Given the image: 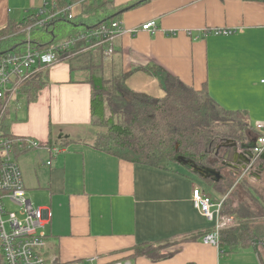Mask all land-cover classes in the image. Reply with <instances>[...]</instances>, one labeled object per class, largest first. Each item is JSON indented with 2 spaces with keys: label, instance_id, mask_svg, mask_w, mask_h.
<instances>
[{
  "label": "crops",
  "instance_id": "obj_1",
  "mask_svg": "<svg viewBox=\"0 0 264 264\" xmlns=\"http://www.w3.org/2000/svg\"><path fill=\"white\" fill-rule=\"evenodd\" d=\"M98 1L107 2L112 14L117 13L111 18L126 29L138 30L116 41L112 57L129 73V90L162 99L167 76L193 90L206 88L223 108L244 113L258 135L255 124L264 123V0ZM47 2L0 0V30L35 15ZM71 11L81 16L82 4ZM152 21L159 31L141 29ZM97 53L92 49L46 67L45 84L28 103L25 123L9 127L11 135L40 145L18 153L16 160L31 192L28 198L44 209L48 253L61 263L264 264L261 241L231 254L227 247L203 243L214 225L194 208L192 194L201 188L212 201H223L228 193L219 183L176 163L161 168L133 164L71 142L75 132L92 122L90 70L82 59ZM112 58L103 60L108 64ZM51 124L58 126L61 141L49 134ZM55 147L61 149L59 155ZM226 202L238 206L237 200ZM254 220L264 218L247 222ZM139 246L146 255H136Z\"/></svg>",
  "mask_w": 264,
  "mask_h": 264
},
{
  "label": "trees",
  "instance_id": "obj_2",
  "mask_svg": "<svg viewBox=\"0 0 264 264\" xmlns=\"http://www.w3.org/2000/svg\"><path fill=\"white\" fill-rule=\"evenodd\" d=\"M76 3L82 4V14L69 20L68 15ZM99 3L98 0H52L51 4H55L59 10L67 11L63 18H58L50 24L48 30L33 33L31 43L40 48L63 44L86 29L96 28L108 20H115L111 16H116L117 13L109 12L108 3ZM25 20L26 18L20 23L9 24L0 30V52H9L17 45L26 44L27 35L22 30ZM78 47L69 48L62 53L59 56L60 60L71 57L72 61L81 57L74 56ZM104 51V47H100L96 56L91 54L82 59L87 61L90 70L88 82L93 93L92 122L74 133L75 139L71 140L72 143L81 142L133 164L161 168L176 163L177 157L184 156L196 162H206L205 165L214 168L219 164L218 159H223L224 156L221 152L217 155L219 146L227 141L247 143L257 137L250 125L245 122L244 113L239 111L235 113L223 108L211 97L206 88L201 91L193 90L179 79L167 76L164 85L166 96L162 99L129 90L126 86L129 73H124L120 62L113 58V61L106 64L103 60ZM110 69L113 73L108 74ZM46 75L47 72L39 73L23 88V97L28 102L37 99L45 84ZM8 119L9 116L2 126V130L6 132L10 127ZM210 160H214L213 165L209 163ZM242 176L238 178L225 176L216 186H222L226 195L232 189L235 180H238L237 185L241 186L252 202L259 205L262 214L253 213L252 209L250 211L244 209L243 205L239 209L234 208L230 202L225 201L222 215L233 217L237 221L235 227L221 233L220 248L227 247L228 254L238 249L246 250L258 241L264 243V238L260 240L257 233L252 234L250 224L253 222H247L264 218V160L259 158L252 172ZM226 182L227 185L224 186ZM242 216L248 220L245 222V219H241ZM136 255H146V251L139 246Z\"/></svg>",
  "mask_w": 264,
  "mask_h": 264
},
{
  "label": "built area",
  "instance_id": "obj_3",
  "mask_svg": "<svg viewBox=\"0 0 264 264\" xmlns=\"http://www.w3.org/2000/svg\"><path fill=\"white\" fill-rule=\"evenodd\" d=\"M67 10H59L50 0L35 15H28L22 25L27 35L26 44L16 46L9 52H0V255L2 264H88L73 261L61 263L55 255L48 253L47 234L44 231L46 219L44 209L35 206L27 197L23 182V174L16 156L26 150L37 149L40 145L31 139H16L15 136L2 130L3 123L11 112V106L18 104L23 97L22 90L32 78L60 60L59 56L69 48L79 46V55L92 49L104 47L103 57L108 61L115 54L116 41L124 34L135 36L138 30H128L118 20H108L96 28L86 29L79 35L63 44L40 48L33 45V33L48 30L50 24L63 17ZM75 15L70 11L69 20ZM141 29L154 34L158 29L155 21L144 24ZM230 35L231 32H216ZM264 83V80L263 82ZM258 132L255 147L252 149L251 166L264 154V123H256ZM59 147L53 152L59 153ZM50 165V163H49ZM201 188L192 194V203L196 210L214 225L212 232L203 237V243L215 247L220 246L221 233L234 227L236 220L222 215L223 201H212ZM19 209V213L12 211ZM110 264H130L116 262Z\"/></svg>",
  "mask_w": 264,
  "mask_h": 264
},
{
  "label": "water",
  "instance_id": "obj_4",
  "mask_svg": "<svg viewBox=\"0 0 264 264\" xmlns=\"http://www.w3.org/2000/svg\"><path fill=\"white\" fill-rule=\"evenodd\" d=\"M255 142L256 139L251 143L247 142L245 144L236 143V141H227L217 148V155L223 152L224 164H227L228 167L238 173H248L249 167L252 164V149L255 147ZM261 159L264 160V154L261 156ZM175 162L179 166L188 168L193 174L199 176L203 180H212L215 183L223 181L224 177L222 172L217 168L201 166L195 160L187 159L184 156L177 157Z\"/></svg>",
  "mask_w": 264,
  "mask_h": 264
},
{
  "label": "rangeland",
  "instance_id": "obj_5",
  "mask_svg": "<svg viewBox=\"0 0 264 264\" xmlns=\"http://www.w3.org/2000/svg\"><path fill=\"white\" fill-rule=\"evenodd\" d=\"M99 4H101V3H99ZM87 5L90 6L89 4H87ZM111 11H112V9L109 12H111ZM101 14L103 15L102 12H101ZM102 17L105 18L106 16H102ZM74 65H76V64H74ZM18 101H19L18 104H15V105L13 104L11 106V112L9 114V119H8L10 127H13V125L16 126L17 124H20V123H25L24 121L28 117V114L27 113L29 111L28 109L30 108L29 105H28V103H30V102H28L27 99L24 98V97L18 98ZM39 122L43 126L46 125V124L44 125L43 122H41V121H39ZM57 127L58 126H56L55 124H51L49 126V134L52 135V138H53L54 141H61L60 138H58L57 135H56V129H57ZM169 165L172 166V167H177L173 163L172 164H169ZM179 167H182V166H179ZM237 182H238V180H235V187H234V189L232 188V190H230V192L228 193V195L225 196L223 199H225V201L231 200L232 202H234L235 200H237V202H238L237 203L238 204L237 208L238 209L241 207V205H243L244 206V209H247L249 211H250V209H252L251 211L253 213H255V214L256 213H259L261 215L262 212L260 211L259 205L257 203H255V202H252L249 199L250 197L248 195H246V193H244V190L241 188V186L236 185ZM232 191H234V192L232 193ZM29 193H31L30 190H29ZM29 193H27V194H29ZM27 197H30V195H27ZM211 197L214 198L213 195ZM220 198H221V196H220ZM32 203L35 205L34 202H32ZM12 211H14V212L16 211V213H19V209H17V208H13ZM257 222L258 221H256L255 223L250 224V227H251L250 229H251V231H253L252 234H256L257 233L259 235V237L261 238L260 240H262L264 238V227L262 226V223H264V220L260 222L261 224L260 223H257ZM253 225H255L254 228H252ZM1 263L2 262L0 261V264Z\"/></svg>",
  "mask_w": 264,
  "mask_h": 264
},
{
  "label": "flooded vegetation",
  "instance_id": "obj_6",
  "mask_svg": "<svg viewBox=\"0 0 264 264\" xmlns=\"http://www.w3.org/2000/svg\"><path fill=\"white\" fill-rule=\"evenodd\" d=\"M218 161H219L218 162L219 164H217L216 167H217V169H220L219 171L222 172L223 177L226 176L227 178H234V175H235L236 178H238L241 175H245V173H238V172L234 171L232 168L228 167L227 164H224V159H218ZM198 164H200L201 166H205L202 161L201 162H198ZM253 169H254V165L249 167L248 172H250V171L252 172ZM0 261L2 262L1 256H0Z\"/></svg>",
  "mask_w": 264,
  "mask_h": 264
},
{
  "label": "bare ground",
  "instance_id": "obj_7",
  "mask_svg": "<svg viewBox=\"0 0 264 264\" xmlns=\"http://www.w3.org/2000/svg\"><path fill=\"white\" fill-rule=\"evenodd\" d=\"M60 18H61V17H60ZM62 18H63V17H62ZM56 20H57V19H56ZM158 29H159V28H158ZM106 61H107V60H106ZM104 62H105V61H104ZM107 62H108V61H107ZM57 154H58V153H57ZM59 154H60V153H59ZM59 154H58V155H59ZM222 200H223V199H222ZM218 248H219V247H218Z\"/></svg>",
  "mask_w": 264,
  "mask_h": 264
},
{
  "label": "clouds",
  "instance_id": "obj_8",
  "mask_svg": "<svg viewBox=\"0 0 264 264\" xmlns=\"http://www.w3.org/2000/svg\"><path fill=\"white\" fill-rule=\"evenodd\" d=\"M241 177H243V176H241Z\"/></svg>",
  "mask_w": 264,
  "mask_h": 264
}]
</instances>
